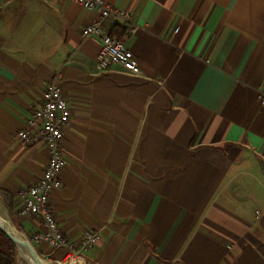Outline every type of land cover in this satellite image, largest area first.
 <instances>
[{
    "label": "crops",
    "instance_id": "obj_1",
    "mask_svg": "<svg viewBox=\"0 0 264 264\" xmlns=\"http://www.w3.org/2000/svg\"><path fill=\"white\" fill-rule=\"evenodd\" d=\"M105 2L138 24L123 40L139 74L97 65L81 35L96 10L0 0L2 206L40 257L64 258L17 214L48 151L16 134L58 73L71 121L49 202L68 243L98 231L86 264H264V0Z\"/></svg>",
    "mask_w": 264,
    "mask_h": 264
},
{
    "label": "built area",
    "instance_id": "obj_2",
    "mask_svg": "<svg viewBox=\"0 0 264 264\" xmlns=\"http://www.w3.org/2000/svg\"><path fill=\"white\" fill-rule=\"evenodd\" d=\"M69 1L94 9L98 13V16L91 19L81 30L83 37H95L100 40L96 56L97 65L104 70L112 64H117L128 72L139 74L136 57L126 46L123 38L105 32L102 26L106 19L114 17L119 20L124 36L132 35L138 30V24L132 20L131 13L126 9L116 8L105 0ZM58 80L59 74L55 73L46 85L41 102L30 110L25 127L16 134L26 145L34 146L41 143L48 151L47 162L41 176L35 183L19 190L21 201L17 214L27 218L35 217L43 224V229L35 232L32 240L44 243L51 249L67 248L64 258L54 260L55 264L62 261L86 264L82 251L97 242L98 231L88 233L78 245L68 243L58 227L49 202V194L53 188L60 185L59 174L66 165L61 139L64 128L68 127L71 121L69 104L62 94ZM257 98L264 105L263 90H258Z\"/></svg>",
    "mask_w": 264,
    "mask_h": 264
},
{
    "label": "water",
    "instance_id": "obj_3",
    "mask_svg": "<svg viewBox=\"0 0 264 264\" xmlns=\"http://www.w3.org/2000/svg\"><path fill=\"white\" fill-rule=\"evenodd\" d=\"M0 230L3 231V233L16 245L17 250L19 245L24 246L35 264H46L28 238L2 217H0Z\"/></svg>",
    "mask_w": 264,
    "mask_h": 264
},
{
    "label": "trees",
    "instance_id": "obj_4",
    "mask_svg": "<svg viewBox=\"0 0 264 264\" xmlns=\"http://www.w3.org/2000/svg\"><path fill=\"white\" fill-rule=\"evenodd\" d=\"M123 38V30L114 25L108 32ZM9 210L11 209L8 206ZM13 216V215H12ZM39 254V253H38ZM0 264H17V248L16 245L0 230Z\"/></svg>",
    "mask_w": 264,
    "mask_h": 264
},
{
    "label": "rangeland",
    "instance_id": "obj_5",
    "mask_svg": "<svg viewBox=\"0 0 264 264\" xmlns=\"http://www.w3.org/2000/svg\"><path fill=\"white\" fill-rule=\"evenodd\" d=\"M0 217H2L4 220L8 221V223L10 225L14 226L15 228H17L19 230V228L17 227V225H16V223L14 221L13 216H11L9 212H7V210L2 206L1 202H0ZM42 259H44V258H42ZM45 263L46 264H55L54 261H51V262L50 261H46ZM17 264H28L27 262H25L24 260H22L20 258L18 250H17Z\"/></svg>",
    "mask_w": 264,
    "mask_h": 264
},
{
    "label": "bare ground",
    "instance_id": "obj_6",
    "mask_svg": "<svg viewBox=\"0 0 264 264\" xmlns=\"http://www.w3.org/2000/svg\"><path fill=\"white\" fill-rule=\"evenodd\" d=\"M18 253L19 256L22 260H24L25 262H27L28 264H35L34 261L30 258V255L28 254L26 248L22 245H19L18 248ZM57 264H82V263H75V262H57Z\"/></svg>",
    "mask_w": 264,
    "mask_h": 264
}]
</instances>
